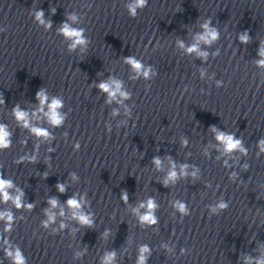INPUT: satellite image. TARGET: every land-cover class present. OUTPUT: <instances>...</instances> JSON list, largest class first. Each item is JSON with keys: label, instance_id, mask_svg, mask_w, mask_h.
I'll list each match as a JSON object with an SVG mask.
<instances>
[{"label": "clouds", "instance_id": "1", "mask_svg": "<svg viewBox=\"0 0 264 264\" xmlns=\"http://www.w3.org/2000/svg\"><path fill=\"white\" fill-rule=\"evenodd\" d=\"M148 5V0H132L131 3H129L127 7L128 15L131 18H135L138 13V9L142 10ZM53 12H55V9H52ZM35 20L43 25L46 29L51 28V21H46L44 19V13L42 10H38L35 13ZM72 21V23L78 22V18L76 14H70L65 20L60 28L58 29V32L60 35H62L65 39L70 41L69 44V51H74L78 47L81 48V50H84L87 48L89 44L88 37L85 36L84 32L85 30L83 28H75L72 26V23H69L68 21ZM212 20L211 17H208L205 19L204 23L201 24L202 31L200 33H197L194 36V42L191 45H185L183 41H177L178 46L183 49L186 54H193L195 53L196 56L200 59L206 60L208 53L205 51H202L200 48V44L203 43L205 45L211 46L213 43L218 41L220 39V32L217 28L211 26ZM239 41L241 44H247L250 41V37L248 35V32L245 31L239 35ZM218 53H214L213 55H217ZM258 55L261 57L259 60H257V65L259 67H264V42H261V47L258 52ZM125 63L129 66V68L135 73V77L133 78H139L143 77L146 80H151L153 76L156 75L155 72L152 71L151 66H145L144 63L141 60H138L135 56H127L124 58ZM204 73L201 72V76H203ZM217 88L223 86V82L218 80L216 82ZM99 92H102L106 94L107 99L104 101L107 104H111L112 102H116L117 104H123L124 100L131 98V93L126 91L123 86V81L115 78L114 76H109L107 80H101L98 83H95L94 85ZM36 99L39 102V108L36 110L37 113L43 112L44 116L47 118V121L49 124H51L54 128L60 127L63 125L66 114L61 112V109L64 106V101L60 97H52L49 99L46 90L41 88L39 91L36 92ZM4 100L2 95H0V104H3ZM45 108L47 109L45 111ZM14 117L17 119V121L24 127H28L30 131L41 138H50L51 133L41 127H35L31 126L30 121V114L25 109H22L19 104L15 105L12 109ZM126 113L130 115V110L126 108ZM118 111L113 110V115H117ZM107 128V126H106ZM107 130L110 132V129L107 128ZM212 131L215 133V138L219 144L223 146V151L225 153H232L233 151H239L243 155H247V149L243 146V141L240 138H237L234 133H228L224 131H220L219 129L215 128V126L212 127ZM11 133L7 129L6 124H0V151H3L5 148L11 146V139H10ZM183 146H187V140L182 141ZM259 146L262 152H264V139H261L259 141ZM73 148L78 151L80 149V144L77 142L74 144ZM26 157H19L17 160L18 164H23ZM29 162H35L34 158L29 159ZM153 163L157 167V169H160L161 167V160L159 157L153 158ZM187 165H183L181 167L180 175H187L186 169ZM73 180L78 179L76 173H72ZM195 175V173H193ZM178 178V173L176 171L175 163L172 162V166L169 170L167 178L164 180L163 185L164 187H168L170 182H175ZM14 182L12 180L6 179L4 177L3 173H0V203H7L11 201L17 208H27L31 210L34 205L24 204L22 197L24 195L23 191L20 189H16L17 194L13 196L10 189L14 188ZM57 190L61 193L66 191L65 185L62 183H57L56 185ZM120 199L126 204L128 201V193L127 190H122ZM48 203L50 205V209L46 210V214L48 216V220L42 222V226L44 228H47L49 223L54 222L55 220V213L51 211V209H55L59 206V201L57 198L52 197L48 200ZM66 205L72 210L73 218L77 220L79 224L82 226H91L94 223L93 214L91 213H84L82 210L83 205V197L80 199L76 198V195L69 197L66 200ZM159 207V205L156 203L154 197H149L147 201H142L139 204V208L145 209L144 213L139 215L138 219L141 223L146 222L148 226H154L159 222V218L156 216L155 212L156 209ZM173 207L181 213L182 216H189L191 215L188 206L186 203L177 200L174 202ZM229 207L227 202L221 201L217 208H213L212 211L216 212L218 210H227ZM133 212H139V209H133ZM61 215L64 214L63 209H61L60 212ZM0 220L5 221V227L7 231H11L12 223L14 222V216L9 211H0ZM61 227H64V225H61ZM107 231V230H106ZM0 239H3L2 236H0ZM6 257H8L11 260V264H27V259L24 256L23 252L20 250L19 247H11L6 246L4 249ZM184 250L182 249V252ZM79 255V254H78ZM151 255V248L149 245H141L139 250V255L137 257L136 264H147V260L149 256ZM115 257V252L106 254L104 257L103 264H111ZM248 264H252L251 259L249 258ZM255 264H264V258L258 259L255 261Z\"/></svg>", "mask_w": 264, "mask_h": 264}]
</instances>
